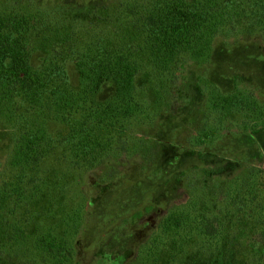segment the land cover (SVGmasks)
<instances>
[{
    "label": "trees",
    "instance_id": "1",
    "mask_svg": "<svg viewBox=\"0 0 264 264\" xmlns=\"http://www.w3.org/2000/svg\"><path fill=\"white\" fill-rule=\"evenodd\" d=\"M23 2L0 7V122L14 133L0 182V253L22 249L34 264H74L89 208L83 176L111 154L137 151L135 121L159 111L138 83L142 75L154 89L168 84L183 61L208 56L222 34L256 31L264 40V0H126L112 15L106 6ZM70 62L76 81L67 76ZM104 87L112 93L100 100ZM239 93L211 103L217 126L195 142L219 136L234 124L229 115L244 114L253 94ZM217 185H197L164 216L139 261L264 264V170Z\"/></svg>",
    "mask_w": 264,
    "mask_h": 264
},
{
    "label": "rangeland",
    "instance_id": "2",
    "mask_svg": "<svg viewBox=\"0 0 264 264\" xmlns=\"http://www.w3.org/2000/svg\"><path fill=\"white\" fill-rule=\"evenodd\" d=\"M8 1L0 0V7ZM21 1L48 9L89 7L94 12L106 6L112 15L126 0ZM37 52L38 58L42 53ZM69 68L76 81L74 64L70 62ZM142 76L138 83L146 87L159 111L151 120L135 121L140 140L137 151L111 154L83 176L89 208L76 239L74 264H153L152 257L139 261V249L158 230L163 217L185 203L197 185L221 186L246 169L264 170V40L260 34L245 30L220 35L208 56L183 61L174 80L170 77L168 84L163 82L156 89ZM243 91L254 96L244 114L229 115L226 121L234 124L224 128L222 135L195 142L199 131L216 124L218 114L210 113L211 103L226 98L227 93ZM111 93L110 87H104L99 99ZM3 123L0 182L7 174L14 136L8 123ZM179 258L186 263V258ZM242 258L243 245L234 253L238 263ZM161 259L158 255L155 263ZM0 264L34 263L27 252L15 249L0 253Z\"/></svg>",
    "mask_w": 264,
    "mask_h": 264
},
{
    "label": "flooded vegetation",
    "instance_id": "3",
    "mask_svg": "<svg viewBox=\"0 0 264 264\" xmlns=\"http://www.w3.org/2000/svg\"><path fill=\"white\" fill-rule=\"evenodd\" d=\"M67 76H69V78H72V75L71 74H68ZM248 93V92H247ZM251 94V93H250ZM253 95L250 96V102H248V104H250L251 102L253 103ZM219 135H222V130L219 131Z\"/></svg>",
    "mask_w": 264,
    "mask_h": 264
}]
</instances>
